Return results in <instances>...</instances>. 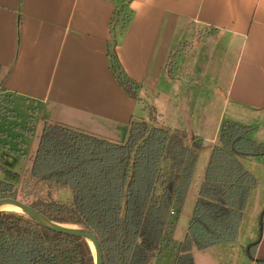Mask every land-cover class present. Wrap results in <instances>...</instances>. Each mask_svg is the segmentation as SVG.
I'll return each mask as SVG.
<instances>
[{
	"label": "crops",
	"instance_id": "obj_1",
	"mask_svg": "<svg viewBox=\"0 0 264 264\" xmlns=\"http://www.w3.org/2000/svg\"><path fill=\"white\" fill-rule=\"evenodd\" d=\"M116 1L0 0V88L12 110L120 142L132 121H145L143 103L152 107L153 99L162 105L154 107L162 121L155 125L180 123L176 129L205 138L215 121L217 143L226 120L249 127V138L264 145V0H132V20L113 47ZM112 52L141 87L140 101L113 74ZM255 178L242 226L248 208L252 217L264 210V186ZM261 221L248 242L258 241L255 259L246 263L239 253L246 245H235L241 226L234 243L199 251L207 252L200 260L217 264L212 253L228 248L234 264H257Z\"/></svg>",
	"mask_w": 264,
	"mask_h": 264
},
{
	"label": "trees",
	"instance_id": "obj_2",
	"mask_svg": "<svg viewBox=\"0 0 264 264\" xmlns=\"http://www.w3.org/2000/svg\"><path fill=\"white\" fill-rule=\"evenodd\" d=\"M131 1H116L113 47L132 20L133 12H126ZM111 67L123 90L140 101L139 86L125 75L114 52ZM249 132L247 126L222 123L183 241H176L175 233L203 142L191 147L187 132L163 124L132 122L127 141L117 143L45 120L28 180L45 185L46 197L30 203V194L0 180V199L20 200L53 222L94 232L103 264H152L168 249L174 250L171 264H194L193 249L238 238L258 185L242 159L264 155V145L251 140ZM64 187L72 191L71 204L51 197ZM257 247L258 241L247 248L249 258L255 259ZM0 264H94V257L83 238L46 229L20 212L1 211Z\"/></svg>",
	"mask_w": 264,
	"mask_h": 264
},
{
	"label": "rangeland",
	"instance_id": "obj_3",
	"mask_svg": "<svg viewBox=\"0 0 264 264\" xmlns=\"http://www.w3.org/2000/svg\"><path fill=\"white\" fill-rule=\"evenodd\" d=\"M122 1L123 0H118V3L121 4ZM126 12L132 13V11L128 8ZM173 72L175 75H177L175 70ZM140 89L141 87L139 88V90ZM7 99L8 97L5 96V94H3L2 91L0 90V166H3L5 168V171L0 173V180H10L14 184L18 185L19 191L20 192L22 191L21 194L23 193L25 195L30 194L28 196V201L31 203L33 201H36V199L38 198H45L48 192V188L45 185L36 184L28 180L33 166V161L38 149L40 137L42 134L43 123L42 121L38 120L36 116H34V112L31 115H28L24 111L23 107L17 106V109L12 110L7 103ZM151 103L153 104L152 107L150 105H147L148 104L147 102L143 103L144 104L143 109L146 110V112L143 113L144 120L146 122L151 121L153 124L156 121L158 123L162 122L160 119L161 118L160 113L158 112V114H156V110H155V108H161L162 105L156 103L155 101H153V99H151ZM186 104H187V108L191 105L190 103H186ZM183 106H181V108ZM196 115L194 116V120H197ZM32 116H34L33 117L34 122L33 121L31 122ZM136 120L137 121H132V122L141 121L138 118ZM181 124L188 126L187 122ZM194 124L198 125L196 122ZM178 125H180V123L177 124V126ZM210 125H211L210 128L207 129L208 131L205 135V138L197 137V136H192V137L189 136L190 138L187 141L188 144L189 143L191 144V147L192 145H194V142L195 141L197 142L198 140H201L203 144L202 147L198 150L199 159L195 170V175L193 177L190 190L188 193V197L182 209L178 226L176 229L175 240L178 242L183 241L186 238L189 222L192 218L193 210L196 201L198 199L199 187L203 181L206 167L209 162L210 154L213 148L219 144V142L214 143L212 141L213 139L212 136L214 135L213 133L216 129L217 122L214 121L210 123ZM173 126L175 127V125ZM177 126L174 129H176ZM189 129L190 128H188V130ZM180 130L187 133L190 132L185 130V127L183 128L181 127ZM220 130L221 127L217 135H220ZM103 139H107V138H103ZM127 139H121L120 142L119 141H113V142L124 143L125 141H127ZM263 159H264L263 156L261 158L242 159V163L249 171H251L253 176L258 178L259 182L262 183V186H264V164H262ZM255 192L256 189L254 190V193ZM253 195L254 197L252 202L254 201V198L257 197L255 194ZM51 197L54 200L65 204L68 203L71 204L73 202L72 191L67 187L52 191ZM248 210H247L246 220L242 226L244 232L242 235H240L237 242H235L236 246H239V244L241 243L246 245L243 247V250L241 251L239 250L240 256L244 254L246 255V256L244 255L245 257H247L245 258L247 260H244L246 263L249 259L246 254V250L250 246V244L255 240V238L257 239L259 233L261 232L260 221H261V217H264V210H262L261 213L258 216L256 215L255 217L254 216L252 217V214H250ZM204 253L207 252H199V250L193 249L192 254L195 257L196 264H207L205 260L204 261L200 260L201 259L200 257ZM212 254L216 256V260H218L217 264L235 263L231 261L232 260L230 258L231 253L229 252L228 248L218 252H213ZM173 259H174V250L168 249L165 252H163L161 256L155 258L152 261V264H171ZM210 264H214V263L211 261Z\"/></svg>",
	"mask_w": 264,
	"mask_h": 264
},
{
	"label": "water",
	"instance_id": "obj_4",
	"mask_svg": "<svg viewBox=\"0 0 264 264\" xmlns=\"http://www.w3.org/2000/svg\"><path fill=\"white\" fill-rule=\"evenodd\" d=\"M5 205H11L19 208L22 214H25L46 229L85 239L91 247L94 257V264H103L100 243L94 232L78 226L64 225L53 222L29 204L17 199H0V212L3 211L1 208Z\"/></svg>",
	"mask_w": 264,
	"mask_h": 264
},
{
	"label": "bare ground",
	"instance_id": "obj_5",
	"mask_svg": "<svg viewBox=\"0 0 264 264\" xmlns=\"http://www.w3.org/2000/svg\"><path fill=\"white\" fill-rule=\"evenodd\" d=\"M1 210H3V211H12V212H20L21 213L19 208L15 207V206H11V205H5V206H3L1 208Z\"/></svg>",
	"mask_w": 264,
	"mask_h": 264
}]
</instances>
